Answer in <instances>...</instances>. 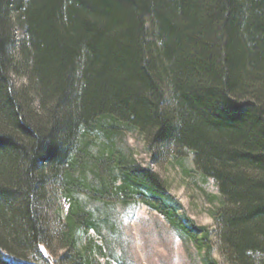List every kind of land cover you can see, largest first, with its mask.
<instances>
[{"label": "trees", "instance_id": "1", "mask_svg": "<svg viewBox=\"0 0 264 264\" xmlns=\"http://www.w3.org/2000/svg\"><path fill=\"white\" fill-rule=\"evenodd\" d=\"M15 27L37 106L12 80ZM128 132L156 163L191 156L219 191L209 201L222 256L262 264L264 0H0V264H97L101 248L84 237L96 218L80 194L141 202L203 264H220L209 228L180 216L165 180L117 147ZM47 169L62 173L70 202L53 229Z\"/></svg>", "mask_w": 264, "mask_h": 264}, {"label": "rangeland", "instance_id": "2", "mask_svg": "<svg viewBox=\"0 0 264 264\" xmlns=\"http://www.w3.org/2000/svg\"><path fill=\"white\" fill-rule=\"evenodd\" d=\"M12 14L15 12L12 10ZM27 39L20 27L13 30L11 55L14 61L12 80L17 88L30 91L31 104L37 106L33 91L27 89L29 81L24 47ZM90 138L95 153L102 138L92 133ZM117 147L123 150L136 164L151 166L168 186L167 196L180 205L178 214L187 216L196 225L208 227L212 234L213 256L220 264H228L220 252L216 226L210 215L213 208L210 196H218V188L212 179L203 178L195 169L192 157L180 161L162 158L156 163L147 152L143 137L137 132H128L116 139ZM63 175L54 177L45 171V193L42 198L43 213L53 229L64 221L70 202L61 189ZM79 199L86 204L96 218L97 230L84 233L97 247V264H203L204 252L191 239L182 236L158 211L141 202L122 205L119 201L105 204L91 200L84 194ZM60 254V252H59ZM264 264V258L257 256Z\"/></svg>", "mask_w": 264, "mask_h": 264}]
</instances>
